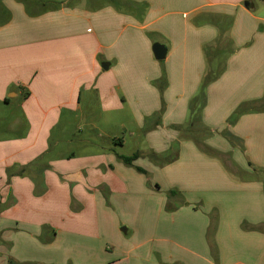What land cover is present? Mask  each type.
Returning <instances> with one entry per match:
<instances>
[{"label": "crops", "instance_id": "obj_1", "mask_svg": "<svg viewBox=\"0 0 264 264\" xmlns=\"http://www.w3.org/2000/svg\"><path fill=\"white\" fill-rule=\"evenodd\" d=\"M90 1L41 14L0 1V264L67 244L73 264H264V0ZM29 102L40 127L13 137ZM95 113L122 133L134 117L147 146L131 165L110 134L95 155L32 170L51 141L69 143L63 121ZM46 225L50 244L24 234ZM92 232L113 248L83 247Z\"/></svg>", "mask_w": 264, "mask_h": 264}, {"label": "rangeland", "instance_id": "obj_2", "mask_svg": "<svg viewBox=\"0 0 264 264\" xmlns=\"http://www.w3.org/2000/svg\"><path fill=\"white\" fill-rule=\"evenodd\" d=\"M2 1V0H0ZM30 1V6H32V2L33 0H29ZM62 0H38V2L35 4V6L37 7L36 10V14H41L43 12H47L50 10H53L56 8V6L53 4L54 2H59ZM72 3H69L68 6L69 7H73L75 5H83L85 6V4L90 3V0H71ZM74 1V2H73ZM45 3L46 4V8L45 10H43V6L42 4ZM159 62H163V61H159ZM214 64H215V60H214ZM166 79H162L160 81H158V85H159V89H160V85L162 87V89L165 87L163 85L164 81ZM29 105L26 106V108L28 109V114L29 116H26V122H24L23 124H19V127H17V125H15L14 130L12 131V133L10 131H8L7 133H11L12 136L14 137L15 134L19 131H23L25 132L27 130V132L30 134L31 139L33 138V136L36 134V132L38 131L39 127H40V120L42 118L41 113L39 111V105L34 104L32 102L28 103ZM93 103H90V101H88L87 103H85V105L83 106V110L86 109L87 106H91L93 108L94 111H98V113L101 111L100 107L98 106V104L96 103L95 106L91 105ZM47 106H44V108H46ZM164 101L161 102V109L158 111L157 116H160L162 114V112H164ZM64 109V108H63ZM65 110V109H64ZM63 110V112H64ZM7 111V110H6ZM18 109L17 108H13L11 112H9V114L11 115L10 117L16 118V116H18L19 114H21L22 112H17ZM8 112V111H7ZM93 114L94 116H96V118L93 119H89L93 116H86L85 119L83 120H76L75 118L72 119V121L70 122H62V126L64 128H66V132L63 135H59L60 133V127L58 128V126L54 127V126H50L51 124L50 121H47L44 128H43V133L45 131V129L47 130L48 128H50V134H51V139L55 140L57 139V136H60L61 139L67 138L69 143H65V142H59L54 144L53 141H51V143L49 144L52 148V154L51 155H45L44 159H37L35 161L34 165H31L32 170L33 171H37L38 167L40 168V171H44L47 170L46 164L48 163L47 160L49 159V156H53V157H57V154H60L61 151H75V153L79 156V157H86V156H90V155H95L96 153H98L100 150H102L104 147H107L111 144V138L108 136L110 134H114V135H118L119 137L123 138L125 143L123 146H119V144L114 143L112 146L114 147V151L121 153V154H125V155H130L132 154L134 151H136L138 148H144L146 147V142L144 140V136H137V137H133L131 136V132H133L136 128V123H134L135 120L133 116H126V119H128V125H130V130L122 133L120 128L117 126H113V124H106L105 121H101L99 124L93 123L94 120L98 121L97 116H99V114ZM23 116V113H22ZM89 117V118H88ZM5 120L0 119V130H2V128L6 125L5 124ZM27 123V125H26ZM110 125V126H108ZM61 126V127H62ZM96 126H100L99 129H96ZM104 129L109 132L107 134L104 133ZM144 131V130H143ZM145 132V131H144ZM1 133V131H0ZM10 134V135H11ZM61 155V154H60ZM55 159V158H54ZM53 159V160H54ZM47 161V162H46ZM50 169V168H49ZM74 205V202H73ZM71 209L75 210L76 207L72 206ZM77 211V210H75ZM90 220V219H87ZM20 231V230H18ZM17 232L15 231V234ZM28 238L30 239H35L37 241H40L41 243H45V244H50L54 241L55 239V230L54 228H51L49 225H46L44 228H41V231L38 233L35 232H30V231H26V233H24ZM98 237H100V235L98 236L97 233L92 232L91 235L87 236V238H85L84 242H82L83 247H90L93 248V250L97 253V250L100 249V246L102 245L103 249L106 250V247L108 245V248L111 249L113 248L114 243L113 242H108V244H105L107 242L101 243L98 240ZM61 246L63 245V243L60 244ZM66 246V248H62V250H57L54 248L49 249V251L47 249H44L43 251H31L30 255L31 258L34 257V255L38 258L39 261H41V259H43V262H34V263H28V264H73V257L74 256L72 254V250L71 248H69V244L67 245H63ZM111 251V250H110ZM71 253L70 254L68 253Z\"/></svg>", "mask_w": 264, "mask_h": 264}, {"label": "trees", "instance_id": "obj_3", "mask_svg": "<svg viewBox=\"0 0 264 264\" xmlns=\"http://www.w3.org/2000/svg\"><path fill=\"white\" fill-rule=\"evenodd\" d=\"M20 1H23V2H25V4L27 5V7H28V9H29V11H30V13L31 14H36V6H35V4L38 2V0H33V2H32V6H30V1L29 0H20ZM113 1H117V0H113ZM42 6L44 7L43 8V10H45V8H46V4L45 3H43L42 4ZM209 75H211V74H209ZM213 78V77H212ZM211 78L210 77H207V79H206V82H208L209 80H210ZM198 99V98H197ZM122 160H124V162H126L127 164H132L133 163V161L135 160V159H137L138 157H139V153L138 152H136V153H133L132 155H129V156H127V155H120L119 156ZM139 171H141V172H144L145 173V170H143L142 168H137ZM173 191H171V193H172Z\"/></svg>", "mask_w": 264, "mask_h": 264}, {"label": "water", "instance_id": "obj_4", "mask_svg": "<svg viewBox=\"0 0 264 264\" xmlns=\"http://www.w3.org/2000/svg\"><path fill=\"white\" fill-rule=\"evenodd\" d=\"M152 49L157 60H164L166 58L167 46L165 44L161 42H155L152 46ZM107 65H109V63H107L106 65L105 63L102 64L103 68H107Z\"/></svg>", "mask_w": 264, "mask_h": 264}]
</instances>
